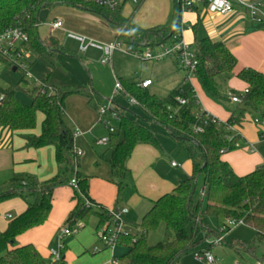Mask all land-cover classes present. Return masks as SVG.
<instances>
[{
	"label": "trees",
	"instance_id": "1",
	"mask_svg": "<svg viewBox=\"0 0 264 264\" xmlns=\"http://www.w3.org/2000/svg\"><path fill=\"white\" fill-rule=\"evenodd\" d=\"M59 5H73L99 13L112 24L123 28L118 38H123L137 48L161 47L180 40L181 0H175L174 16L170 25L149 28L138 26L133 16H124L122 5L109 9L85 0H0V34L11 29H18L25 34L27 40L22 44L36 58L43 57L48 61L49 75L56 67L62 66L60 55L66 49L53 35L46 39L40 37V14L43 10H51ZM196 26H191V29H196ZM191 46L199 61L196 77L211 97L224 101L228 97L222 92L217 77L235 70L238 63L236 56L224 42L215 41L208 35L196 37ZM237 76L248 84V92L233 91L232 95H239L242 101L232 111L230 118L226 123H210L207 126L202 118L196 116L199 107L193 87H177L167 96L159 97L147 87L120 79L125 93L137 99L145 117L141 119L138 116L125 115L116 108L119 113V126L115 128V132H110L108 150L113 181L118 185L119 191L125 188L130 175L128 161L134 148L138 144L162 148L158 132L150 125L162 127L171 136L186 141L192 159V173L180 180L171 192L153 200L150 209L136 225L139 228L137 233L121 237L120 243L127 247L121 259L125 264H179L189 250L232 230H223L224 223L219 226V232L213 231L205 222L208 216L242 220L244 224L255 229L258 240H264V166L248 174L238 175L223 159L225 152L241 146L238 143L240 137H234V132L228 130V125L240 124L248 112L256 113L261 122L264 121V72L244 67ZM24 81L27 84V80ZM25 91L31 97L29 103L18 98L17 88H0V125L24 132L27 147L54 146L58 171L48 180L25 174L14 176L0 185V204L14 197H21L27 203V209L13 218L5 231L0 232V264H67L66 245L61 248V257L51 261L34 244L18 245L16 239L20 234L47 221L55 190L71 182L69 176L73 170V178L77 179L78 187L75 188L73 197L76 204L68 215L67 224L74 225L80 221L85 226L92 217L98 216L100 228L109 219V209L91 199L89 195V176L80 169L81 154H78L75 144V131L65 119L67 98L72 94H84V90L37 85ZM178 98H185L187 102L182 104ZM39 114H43V120L41 132L36 134L34 130L39 123ZM196 126L204 127L202 131H198ZM200 175L205 177L202 189L205 197L196 199ZM161 223H165L168 232H173V238L149 244L148 235L155 232Z\"/></svg>",
	"mask_w": 264,
	"mask_h": 264
},
{
	"label": "crops",
	"instance_id": "2",
	"mask_svg": "<svg viewBox=\"0 0 264 264\" xmlns=\"http://www.w3.org/2000/svg\"><path fill=\"white\" fill-rule=\"evenodd\" d=\"M120 1L122 14L126 17L133 16L135 23L142 28L157 25L168 26L173 21L175 0H140L136 10H132L130 7L125 11L124 5L127 0ZM261 2L264 8V0H261ZM132 3L134 2L132 1ZM235 7L236 13L224 15L211 13L205 9V5L200 4L191 11H185L182 16V26L183 20L187 22V27L197 25L194 30L193 28H187L188 34L186 30L183 32V37L188 44L194 43L196 37L201 38L208 35L215 41L224 42L236 56L238 63L235 70L232 73L221 74L217 77V82L222 92L228 98L224 101L214 99L206 92L197 77L188 80L186 71L173 84L177 88L183 87V84L187 82L188 86L183 88L193 87L194 95L197 97L199 105L223 123L227 122L238 104L231 100L233 91L244 92L248 88V84L240 79L237 73L244 67H252L264 72V22L259 23L253 20L247 9L236 2ZM57 12L60 16L58 13L54 14L52 19L48 21L47 26L49 27L50 35L56 36L59 41L60 34L72 39L67 35L68 31L84 36L90 35V31L95 29L91 28L88 22H93L92 24L95 25L94 21L100 22V26L105 29H101L103 32L98 35V39L101 42L110 43L118 38L120 27L112 24L95 11L73 5H61ZM187 12L189 13L188 19L185 14ZM71 19H77L78 23L75 25ZM52 20L63 21V28L51 31L49 23ZM60 43L62 44L61 41ZM62 45L65 48L64 44ZM94 49L99 50L97 48ZM90 50L91 47L84 52ZM99 51L102 52L101 50ZM115 54L111 61L112 66ZM172 60L176 62L174 59ZM117 78L120 80L119 77ZM123 79L139 83L151 78L138 81H134L133 78ZM153 85L154 82L152 81V84L147 88L150 90ZM83 90L84 94L78 95L79 97L70 96L67 98L65 119L74 131L77 129L81 131L75 138V144L82 151L80 169L85 175L89 176V195L91 199L107 209L123 206L129 208L127 225L129 229L130 227H135L137 229L135 233H137L139 228L136 225L150 209L153 200L167 192H171L180 180L192 173L191 155L184 159L180 157V160H178L180 162L176 160L169 162L166 157L167 151L163 149L162 145V148L158 149L150 144H138L128 161V167L131 172L127 178L126 186L122 191H119L118 185L113 181V173L109 162V144L99 143L100 139L109 136L106 133V130H109L108 125L101 120L98 112V107L103 105L104 102L94 98L93 93L89 89ZM110 118L112 116L108 114L106 119L111 123ZM256 118H259L256 113L248 112L245 119L240 124H236L241 146L225 152L223 155V159L232 166L238 175L248 174L264 166V125L256 123ZM42 120L43 114H39L38 122L42 123ZM34 132L36 134L41 132L39 123ZM166 132L174 140L173 142H176L175 153L183 144L188 146L186 141L171 136L167 130ZM23 133L14 131L9 126L0 125V185L10 181L14 176L33 174L40 180H48L57 174L58 163L55 158V147L52 145L41 148L27 147V139ZM174 161L180 165L174 166L172 164ZM74 171L73 174H75ZM74 194L75 187L70 183L59 186L55 190L52 210L47 221L20 234L16 239L18 245L32 243L45 258H49L51 249L55 248H50L48 251L47 247L67 225L68 215L76 204L73 199ZM26 209L27 203L21 197L3 201L0 204V232L5 231L9 222ZM92 218L95 220L93 226H91L90 222L83 226L77 233L71 235L75 237L69 244L66 239L70 235L64 239V245L67 246V264L71 263V251L73 248L77 250L79 256L75 264H110L113 256L112 251L98 237L99 217L94 216ZM212 241L210 239L206 244L204 243L202 251L208 249L212 252L213 248L218 245L211 246L210 243ZM119 246L125 247L127 250V247L123 244L118 245L116 249ZM96 247L99 249L98 251L94 250ZM116 249L114 256L119 258L120 264H123L122 257L116 255ZM88 250L93 255H86Z\"/></svg>",
	"mask_w": 264,
	"mask_h": 264
},
{
	"label": "rangeland",
	"instance_id": "3",
	"mask_svg": "<svg viewBox=\"0 0 264 264\" xmlns=\"http://www.w3.org/2000/svg\"><path fill=\"white\" fill-rule=\"evenodd\" d=\"M124 6V11L130 7L132 10H136L139 4H134L131 0H127ZM59 7H61V5L56 6L51 10H43L41 12L39 34L42 39H46L50 36L49 27L47 26L48 21L52 19L54 14L58 13L57 9ZM185 14L188 19L189 13L187 12ZM58 15L60 16L59 13ZM71 21L75 25L78 23L77 19H71ZM88 23L91 28H94L95 30L90 31V35L86 36L87 39H94L95 41L101 42L100 39H98V35L103 32L101 30L103 27L100 26V22L98 23L94 21L95 25L92 24L93 22ZM182 27L183 29L185 27V30L187 31V22H185V20H183ZM120 30H123V28L120 27ZM188 33L189 32L187 31V34ZM59 38L66 48V52L60 56L62 66L56 67L49 75L48 61L43 57L36 58L32 53L30 57L22 59L24 63L23 68L14 66L8 60L0 59V88H17L18 98L24 103H29L31 101L30 95L25 90L32 89L40 83H43L46 86L55 85L76 89H89V91L93 93L94 98L100 99L104 102L103 104L108 105L109 99H112L114 106L122 111L123 114H130L134 117L138 116L142 119L145 117L143 108L139 105H132L129 97L116 91L117 77L120 79L133 78L134 81L151 78L154 85L150 87V91L157 94L159 97H165L176 87L175 85L173 86V84L177 79L185 74V70L180 68L178 63L176 64L171 58L162 61L144 60L136 55L121 50L116 51L113 66L111 63L103 64L101 62L103 56L102 52L94 49V47H91L90 51L84 52L81 50L80 44L75 40L69 39L63 34H60ZM121 40L124 45H130L128 42L124 41L123 38H121ZM131 46L137 48L136 45ZM23 52L28 54L26 50H23ZM23 78L27 80V84ZM47 79L48 82L46 81ZM185 86H188L187 82L186 84H183V87ZM78 95L80 94H72L70 96L79 97ZM110 120L113 126L116 128L119 126L118 119L112 117ZM39 125H41L40 121ZM262 125H264V121ZM150 126L159 133L161 145L163 149L167 151L166 157L169 162L171 160L180 162L178 161L180 160V157L184 159L190 156L187 144H183V146L181 148L179 147L178 151L175 153L176 142H173L174 140L170 138L166 130L162 127L159 128L154 125ZM106 133L110 135L109 130H106ZM240 141L241 140H239L238 143ZM191 149L192 152H195L194 148ZM73 175V172H71L69 178L71 179ZM204 180V175H200L195 193L196 199L202 197L201 193L204 186ZM204 201L206 202V200ZM94 221V218H92L90 221L91 226H93ZM205 222L213 231L219 232V226H222L226 222V219L224 216H208L205 219ZM130 229L134 232L137 230L135 227H130ZM200 233L203 235V231ZM173 236L172 231H167L165 223H161L155 232L148 235V243L156 244L161 241H168L172 239ZM74 237L75 236L70 235L67 237L66 242L69 244ZM204 243L206 244V242H203L186 252L182 257L180 264H209L205 260L196 258V253L203 254L202 248ZM59 245L60 242L57 235L54 241L48 245L47 250L49 251L50 248L58 249ZM126 251L125 247L119 246L116 249V255L122 257ZM212 253L216 258L215 264H264V240L257 239L254 228L246 224H241L227 233L224 241L215 246ZM86 255H93V253L88 250ZM48 257L49 258L47 259L53 261L50 254ZM78 258V252L73 248L71 251V263L69 264H75ZM123 264H125V262Z\"/></svg>",
	"mask_w": 264,
	"mask_h": 264
},
{
	"label": "built area",
	"instance_id": "4",
	"mask_svg": "<svg viewBox=\"0 0 264 264\" xmlns=\"http://www.w3.org/2000/svg\"><path fill=\"white\" fill-rule=\"evenodd\" d=\"M88 2L95 3L97 5L107 7L109 9H116L121 5L120 0H85ZM135 4H138L140 0H132ZM205 4V9L211 13H219V14H233L236 13L235 2L241 5L242 7L246 8L250 17L259 22H264V8L262 7L261 0H181L182 5V16L185 11H191L196 8L198 5ZM51 31H55L58 29L63 28V21L61 20H52L49 23ZM188 29L191 26L186 27ZM185 27L181 29L180 40L167 44L161 47H142V48H134L133 46H126L122 42L120 38H117L115 41L110 43L98 42L94 39H87L86 36L81 35L79 33H75L72 31H68L67 35L78 41L80 44V48L82 51H87L90 47L97 48L103 52V56L101 58V62L103 64L111 63L113 55L116 51H125L126 53H131L133 55L138 56L144 60H152V61H161L166 58L174 59L178 65L183 68L187 72V79L192 80L196 77L197 66H198V58L195 50L188 44L184 39V32ZM27 40L25 34H23L18 29H11L6 32L0 34V59H5L10 61L14 66L23 68V61L22 59L25 57H30L31 51L28 50L22 43ZM125 49V50H124ZM23 50H26L28 54H25ZM152 84V80H144L137 83L140 87H149ZM43 85V83H40ZM52 89V87H49ZM116 91L122 93V95L129 97L130 103L132 105H138V101L135 97L126 94L123 88V85L119 79H117L116 83ZM248 89H246L242 93H247ZM196 97V96H195ZM178 100L185 104L187 100L185 98H178ZM231 100L236 103H241L242 98L239 95H232ZM196 103L198 104V111H196V116L202 118V121L205 126L209 125L210 123L215 124H223L221 120L217 117L208 113L203 107L199 105L198 99L196 97ZM99 114L101 120L108 125L110 132H115L116 129L113 127L106 116L110 114L113 118L118 119L119 113L114 106V102L112 99H109L108 105H101L99 107ZM256 123L262 124L259 118L255 119ZM226 123V122H225ZM204 127V126H203ZM202 126H196L195 129L198 131L203 130ZM228 130L234 132V137L238 136L236 125H228ZM80 129L75 131V137L80 133ZM109 136L104 137L99 140L101 144H108L109 143ZM78 149V154H81L82 151ZM174 166L180 165L177 162L172 163ZM71 185L75 188L78 187V181L76 178H72ZM202 197H205L204 191L201 193ZM130 210L127 207H117L109 209V219L99 228L98 230V237L100 241L112 251V259L110 264H120L119 258L114 256V251L118 245H120L121 237L130 235L132 232L131 229L128 228L127 225V215L129 214ZM244 224L242 220H234V219H227L225 224L223 225V230L233 229L234 227ZM84 226L83 222H77L74 225L67 224L58 234V239L60 242L58 249H51L50 255L55 259H59L62 255L61 248L64 246V239L69 236L77 233L82 227ZM227 234V233H226ZM225 234V235H226ZM221 236L212 241L213 245H217L222 242L225 238ZM98 251L99 249L96 247L94 249ZM203 254L196 253V258L200 260H205L209 264H215V257L210 250L202 251Z\"/></svg>",
	"mask_w": 264,
	"mask_h": 264
},
{
	"label": "water",
	"instance_id": "5",
	"mask_svg": "<svg viewBox=\"0 0 264 264\" xmlns=\"http://www.w3.org/2000/svg\"><path fill=\"white\" fill-rule=\"evenodd\" d=\"M196 190V186H195V188H194V191Z\"/></svg>",
	"mask_w": 264,
	"mask_h": 264
}]
</instances>
